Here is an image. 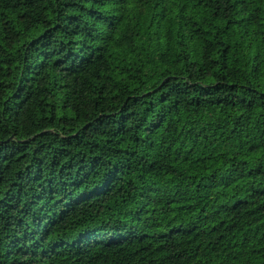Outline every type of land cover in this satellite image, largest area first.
Segmentation results:
<instances>
[{
  "label": "trees",
  "instance_id": "1",
  "mask_svg": "<svg viewBox=\"0 0 264 264\" xmlns=\"http://www.w3.org/2000/svg\"><path fill=\"white\" fill-rule=\"evenodd\" d=\"M0 264H264V0H0Z\"/></svg>",
  "mask_w": 264,
  "mask_h": 264
}]
</instances>
